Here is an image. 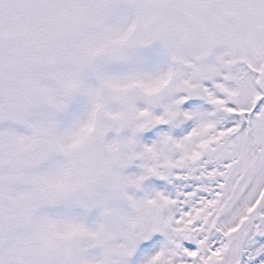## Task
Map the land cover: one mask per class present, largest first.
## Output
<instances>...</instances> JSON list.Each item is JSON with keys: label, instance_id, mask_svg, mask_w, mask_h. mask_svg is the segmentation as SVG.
I'll return each instance as SVG.
<instances>
[{"label": "snow or ice", "instance_id": "obj_1", "mask_svg": "<svg viewBox=\"0 0 264 264\" xmlns=\"http://www.w3.org/2000/svg\"><path fill=\"white\" fill-rule=\"evenodd\" d=\"M0 264H264V0H0Z\"/></svg>", "mask_w": 264, "mask_h": 264}]
</instances>
